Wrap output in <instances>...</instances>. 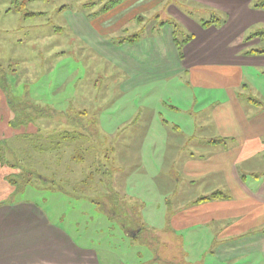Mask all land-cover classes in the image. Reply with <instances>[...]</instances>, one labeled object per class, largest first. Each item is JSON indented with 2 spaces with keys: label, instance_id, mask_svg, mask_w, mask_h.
I'll return each instance as SVG.
<instances>
[{
  "label": "rangeland",
  "instance_id": "1",
  "mask_svg": "<svg viewBox=\"0 0 264 264\" xmlns=\"http://www.w3.org/2000/svg\"><path fill=\"white\" fill-rule=\"evenodd\" d=\"M83 1L0 0V91L30 104L32 114L26 115L32 117L28 124L24 121L14 128L16 133L0 145V151L10 164L37 174L30 185L19 188L15 199L41 206L78 243L95 250L98 264H159L153 261L154 253L160 259L177 254L190 264H262L256 256L219 259L214 254L225 223L179 231L171 228V217L181 207L214 191L224 192L221 175L192 178L189 171L206 167L210 153L222 150L220 145H212L213 109L222 94L192 88L185 74L123 91L120 84L126 73L70 31L66 10ZM91 1L94 6L85 7L88 14L108 2ZM166 1L179 8L192 5L185 0L147 2L136 16H143V21L128 22L125 27L129 30L120 35L147 33L156 19L161 26L169 17L164 10ZM20 2L25 6L16 10ZM192 6L195 17L207 20L216 15L211 9ZM28 12L36 14L25 15ZM261 27L250 29L247 35L258 36L264 32ZM180 30L181 41L186 32ZM258 38L260 42L250 49L264 50V34ZM248 73L244 68L247 82L237 90L241 101L252 98L264 104L260 79L264 72L251 79ZM15 110L19 119L24 118V111L17 106ZM63 129L85 134L83 149L79 142H60L59 148L48 151L34 149L35 144L45 147L60 141L55 132ZM78 153L83 161L72 159ZM192 156L197 163L191 166L187 159ZM7 168L10 174L20 172ZM238 169H243L242 163ZM90 172L94 179L83 182ZM40 177L53 179L55 188H47L51 183ZM114 207L129 213L133 208L131 215L153 237L151 248L141 243V237H129L135 231L124 232L123 217L110 219ZM235 221L243 226L239 219L232 223Z\"/></svg>",
  "mask_w": 264,
  "mask_h": 264
},
{
  "label": "crops",
  "instance_id": "2",
  "mask_svg": "<svg viewBox=\"0 0 264 264\" xmlns=\"http://www.w3.org/2000/svg\"><path fill=\"white\" fill-rule=\"evenodd\" d=\"M185 1L200 10L211 9L225 22L220 27L204 28L200 24L204 19L190 11L192 5L185 8L181 4L179 8L173 1H166L164 10L169 17L161 21L163 25L159 26L156 19L134 43H120L129 36L120 35L129 30L125 27L128 22L143 21V16H136L143 4L152 5L153 0H119L107 10L101 9L103 4L91 14L85 7L94 3L86 0L71 5L66 13L73 36L117 66L123 75L126 73L120 84L123 91L185 74L192 88L222 94L223 99L214 105L212 120L213 140H223L212 145L218 144L222 150L210 153L206 167L189 171L192 178L221 175L223 193L229 198L181 207L171 217V228L179 231L225 223L214 254L219 259L256 256L264 264V105L250 99L241 101L237 91L247 82L244 68L250 79L264 72V52L249 53L255 50L250 47L259 43V38L245 40L250 29L262 26L264 30V11L252 9L251 0ZM170 19L192 36L181 49L175 43ZM260 79L264 82L263 75ZM12 118L13 112L0 91V141L16 133L9 124ZM195 159L192 156L187 160L192 166L197 163L192 161ZM241 163L243 169L239 171ZM7 167L0 163V202L6 201L0 204V264H98L95 250L81 245L63 226L51 221L41 206L15 199L14 187L6 179L11 173ZM9 193L11 196L6 197ZM233 219H239L243 226L232 223ZM253 230L258 231L250 233Z\"/></svg>",
  "mask_w": 264,
  "mask_h": 264
},
{
  "label": "trees",
  "instance_id": "3",
  "mask_svg": "<svg viewBox=\"0 0 264 264\" xmlns=\"http://www.w3.org/2000/svg\"><path fill=\"white\" fill-rule=\"evenodd\" d=\"M119 0H110L109 2L105 3L101 9L102 10H107L108 8L112 7L111 4L113 2H118ZM25 3L24 2H20V6H16L15 9L16 10H20L21 8H24ZM250 7L252 9H259L264 11V0H251L250 1ZM216 15L213 14V16H211L209 19L207 20H201L200 24L202 27L206 28L209 26H215V27H220L222 26V24L225 22V18L223 16H220L219 14L215 13ZM25 15H34V13H26ZM173 28V34H174V40L175 43L177 45L178 49H181L183 47V45H185L186 43H188L191 39L192 36L187 34L185 37H183L181 39V41L178 39V35L179 33H181L180 30V26L178 23H176L174 20L170 19L169 22ZM161 25H163L162 22H160ZM264 34V32H258V34ZM138 33L129 35V36H125L124 38L121 39L120 43L123 42H127V43H134L138 38H139ZM255 36V33H251L249 35H247L245 37V40H250L253 39L255 37H259ZM264 50H250L249 53H263ZM3 93V92H2ZM5 95V94H4ZM6 96V101H7V105L9 106V108L11 109V111L13 112V118L12 120L9 122V124L15 128V127H21L22 124H28L30 122V120L32 119V117H27L26 115L32 116V114L30 113V111L28 110L31 105L30 104H24L22 99L17 98V97H9L8 94L5 95ZM252 102L256 103L257 105L263 106L264 104L255 101L252 98H249ZM15 106H17V110H19L20 112L24 111L23 114H25L24 118L19 119V116L16 115V110H15ZM46 112V111H45ZM44 111H42L41 113L44 114V116L47 115V113H45ZM66 122L69 123L70 119L67 118ZM21 124V125H20ZM36 133H39V129L36 128ZM57 137H59L60 141H57L55 143H50V145H46L45 147H43L41 144L40 145H33L34 149L37 151H48V150H53V149H57L60 147V142L61 144L63 142L69 143V142H79L82 146L83 149V145L85 143V140L87 138V136L85 134H83L80 131H75V130H62V131H58L55 132ZM19 135H27L28 133H20ZM220 141L223 140H219V139H215L212 140V142H218L220 143ZM6 140L0 141V145L2 143H5ZM82 153H78V154H74L72 156V159H78L80 161H83V157H81ZM0 163L3 165H6L10 168H17L18 171L17 173L14 174H9L7 175L6 179L7 181L14 187V193L13 195L15 196V194L17 193V191L21 190L19 189L20 187H25L26 185H30V183L32 182L33 178L35 176H37L36 172L29 169V168H25L23 166H19L18 164H10L8 159L5 158V156L1 153L0 151ZM40 179H43L44 182H49L51 183L47 188L49 189H54L55 187V181L53 179H49L46 177H40ZM94 179V174L92 172L88 173L85 177V179L83 180V182H91V180ZM92 184V183H91ZM229 195L224 194L222 191H214L211 194L207 195V196H202L199 197L198 199H196L193 203H202V202H206V201H210V200H215V199H228ZM2 203H6V201L4 202H0V204ZM129 211H131L133 213V208H129ZM132 213H129L128 210L124 211L123 208H120V210H118V207H114L111 214L109 213V217L110 219H117L119 217H123L121 227L123 228L124 232L126 233L127 231H135V235L134 236H129L132 239L137 240L139 237H141V243L146 244L148 247L151 248V244H153L152 240L153 237L150 236V234H145V232L148 233L149 230H146L145 226L142 225L140 222L137 221V218L133 215H131ZM258 230H253L250 233H255ZM244 236L241 235V237ZM240 237V236H239ZM165 255H169V253H165ZM180 256V255H178ZM177 254L173 255L172 257L168 258H161L160 256H157L156 253H154L153 255V261L158 262L159 264H190L186 261H184L183 256L178 257ZM158 259V260H157Z\"/></svg>",
  "mask_w": 264,
  "mask_h": 264
}]
</instances>
